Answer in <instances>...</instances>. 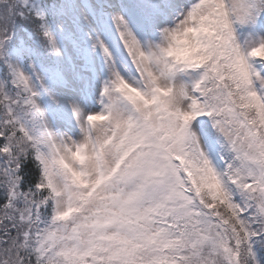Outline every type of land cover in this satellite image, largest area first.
<instances>
[{"label": "snow or ice", "instance_id": "1", "mask_svg": "<svg viewBox=\"0 0 264 264\" xmlns=\"http://www.w3.org/2000/svg\"><path fill=\"white\" fill-rule=\"evenodd\" d=\"M0 264H264V0H0Z\"/></svg>", "mask_w": 264, "mask_h": 264}]
</instances>
